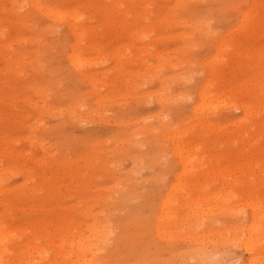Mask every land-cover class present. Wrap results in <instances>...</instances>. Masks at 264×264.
Returning <instances> with one entry per match:
<instances>
[{"label": "rangeland", "instance_id": "1", "mask_svg": "<svg viewBox=\"0 0 264 264\" xmlns=\"http://www.w3.org/2000/svg\"><path fill=\"white\" fill-rule=\"evenodd\" d=\"M250 3L0 0V264H75L94 218L111 231L99 264H264V0ZM248 225L263 243L247 251Z\"/></svg>", "mask_w": 264, "mask_h": 264}, {"label": "bare ground", "instance_id": "2", "mask_svg": "<svg viewBox=\"0 0 264 264\" xmlns=\"http://www.w3.org/2000/svg\"><path fill=\"white\" fill-rule=\"evenodd\" d=\"M176 1L179 2V1H181V0H176ZM249 1H250L251 3H254V4H255V0H252V1L249 0ZM256 1H257V0H256ZM258 2H259V0H258ZM13 3H14V2H13ZM251 3H250V5H251ZM255 5H256V4H255ZM248 8H249V7H248ZM248 8H247V9H248ZM46 9H48V8H45V10H46ZM247 9H246L245 11H250V10H247ZM249 9H251V8H249ZM255 9H256V8H255ZM49 11H50V9H49ZM53 11H54V10H53ZM57 11H58V10H56V14L59 15V13H58ZM245 11L242 12V14H245ZM251 11H252V10H251ZM253 11H254V10H253ZM255 11H256L255 14L253 13L254 15H252V16H255V17H253V18H254V24H253V29H252V30H256V29H257V27H258L257 24L259 23L260 19L263 18V16H264L263 13H260V8H258V10L256 9ZM51 13H52V12H50V14H48V13L46 12V14H48V15H51ZM248 13H250V12H248ZM52 14H54V13H52ZM64 14L66 15V13H64ZM64 14H63V16H64ZM242 14H241V16H242ZM251 14H252V13H250L249 15H251ZM56 16H57V15H56ZM59 16H60V15H59ZM63 16H62V17H63ZM76 16H77V15H76ZM241 16H240V17H241ZM243 16H244V15H243ZM47 17H48V18H51V17H49V16H47ZM53 17H54V16H53ZM57 17H58V16H57ZM62 17H60V20H61ZM72 17H74V15H73ZM245 17H246V16H245ZM248 17H249V19L251 18L250 16H248ZM55 18H56V17H55ZM55 18H52V19H55ZM58 18H59V17H58ZM66 18H67V17H66ZM70 18H71V16H70ZM74 18H75V17H74ZM243 18H244V17H243ZM56 19H57V18H56ZM76 19H78V18H76ZM76 19H73V20L76 21ZM247 19H248V18H247ZM249 19H248V20H249ZM79 20H80V19H79ZM55 21H56V20H55ZM239 21H240V22H243V21H242V18H241V20H239ZM251 21H252V19H251ZM52 22H53V21H52ZM238 24H240V23H238ZM243 24H245V23H243ZM70 25H71V24H70ZM237 26H238V25H237ZM238 28H240L239 30L242 29V28L239 27V26H238ZM237 30H238V29H237ZM242 30H243V29H242ZM216 53H217V52H216ZM73 56H74V55H73ZM73 58L77 59L76 57H73ZM222 60H223V59H222ZM75 61H77V60H75ZM80 61H81V60H79V63H78L79 65H80V63H81ZM85 61H86V60H85ZM209 61H210V60H209ZM211 61H212V60H211ZM211 61H210V62H211ZM70 62H73L72 58H71V61H70ZM77 62H78V61H77ZM212 62H213V61H212ZM82 63H83V62H82ZM75 64H76V62H74L73 65H75ZM85 64H86V63H85ZM90 64H91V63H90ZM70 65H72V63H71ZM87 65H88V64H87ZM89 66H90V65H89ZM73 67H74V66H73ZM85 67H86V66H85ZM215 67H216V65H215ZM74 68H75V67H74ZM76 68H77V67H76ZM79 68H80V67H79ZM83 68H84V67H83ZM261 75H262V74H261ZM261 75H260V72H259V76H261ZM261 77L263 78L264 76H261ZM255 79H256V78H255ZM259 79H260V77H259ZM255 82H256V81H255ZM262 82H263V80H262ZM257 83H258V82H257ZM257 83H255V84L257 85ZM255 84H253V85L255 86ZM259 84H260V82H259ZM259 84H258V85H259ZM262 84H264V82H263ZM210 85H211V84H210ZM238 86H239V85H238ZM244 86H245V85H244ZM259 86H260V85H259ZM259 86H258V88H260ZM262 86H263V85H262ZM262 86H261V87H262ZM240 87H241V86H240ZM263 87H264V86H263ZM236 88H237V87H236ZM260 89H261V88H260ZM262 89H263V88H262ZM234 90H235V89H234ZM236 90H237V89H236ZM258 90H259V89H258ZM225 91H226V90H225ZM228 91H229V90H228ZM232 91H233V90H232ZM238 91H239V92H238ZM240 91H241L240 89L237 90V92H238L239 94H240ZM259 91H260V90H259ZM205 93H206V92H205ZM205 93H204V95H206ZM207 93H208V91H207ZM229 93H230V92H229ZM244 93H245V92H244ZM248 93H249V92H248ZM260 93H261V92H260ZM202 94H203V93H202ZM223 94H224V97L227 96V94H226V95H225V93H223ZM223 94H222V95H223ZM233 94H235V93H233ZM235 95H236V94H235ZM246 95H247V94H246ZM206 96H209V95H206ZM202 97H203V96H202ZM204 97H205V96H204ZM204 97H203V99H205ZM227 97H228V96H227ZM229 97H230V96H229ZM170 98H171V97H170ZM208 98H209V97H208ZM220 98H221V97H220ZM263 98H264V97H263ZM203 99H202V100H203ZM202 100H200V102H202ZM206 100H207V98H206ZM160 101H161V100H160ZM203 103L205 104L206 101H203ZM203 103H200V104H199V108L203 109L204 106L207 105V103H206V105H204L203 108H202ZM208 103H209L210 106H212V105L215 106V105H216V104H213L212 101H210V102H208ZM216 103L218 104L217 101H216ZM222 103H223V102H222ZM222 103H220V106H221V107H222V105L224 104V103H223V104H222ZM211 104H212V105H211ZM221 104H222V105H221ZM254 104H255V103H254ZM218 105H219V104H218ZM225 105L228 106V104H225ZM247 105H248V103L246 104V106H247ZM249 105H250V104H249ZM207 106H208V105H207ZM214 106H212V108H213ZM227 106H226V107H227ZM263 106H264V105H263ZM216 107H217V105H216ZM218 107H219V106H218ZM255 107H256V106H255ZM197 108H198V107H197ZM210 108H211V107H210ZM239 108H242L243 115H244V113H245L246 116H247V113L249 112V111H247V108H246L245 106H243V105H241ZM256 108H257V107H256ZM258 108H259V107H258ZM193 109H194V108H193ZM195 109H196V108H195ZM207 109H208V107H207ZM214 109H216V108H214ZM253 109H254V108H253ZM263 109H264V107H263ZM263 109H261V110H263ZM197 110H198V109H197ZM199 110H200V109H199ZM199 110H198V111H199ZM248 110H250V109H248ZM193 111H194V113H195L196 110H193ZM198 111H197V113H198ZM199 112H200V111H199ZM255 112H257V111H255ZM208 113H209V112H208ZM249 113H251V110H250ZM205 114H207V113H205ZM251 114H252V113H251ZM251 114H249V116H250ZM263 114H264V113H263ZM243 115H242V116H243ZM263 116H264V115H263ZM243 117H244V116H243ZM257 117H258V116H257ZM245 118H246V117H245ZM262 118H263V117H262ZM246 121H247V119H246ZM246 121H245V122H246ZM254 123H255V122H254ZM237 124H238V123H237ZM237 124H236V125H237ZM250 124H251V123H250ZM250 124H249V125H250ZM202 125H203V124H201V126H202ZM240 125H241V124H240ZM261 125L264 126L263 124H261ZM199 126H200V125H199ZM201 126H200V127H201ZM204 126H205V127H204ZM204 126H203L204 128L207 127L206 124H205ZM238 126H239V125H238ZM245 126H246V125H245ZM250 126H251V125H250ZM187 127H188V126H187ZM189 127H190V126H189ZM184 128H185V127H184ZM197 128L199 129V127H197ZM208 128H209V127H208ZM208 128H207V129H208ZM253 128H254V127H253ZM253 128H251V129H253ZM182 129H183V128H182ZM182 129L180 128V130H182ZM191 129H192V128H191ZM209 129H210V128H209ZM209 129H208V131H209ZM222 129H223V128H222ZM234 129H235V128H234ZM176 130H177V129H176ZM178 130H179V129H178ZM180 130H179V131H180ZM184 130H185V129H184ZM202 130H203V129H202ZM186 131H189V130L187 129ZM210 131H211V130H210ZM219 131H221V129H220ZM175 132H176V131H175ZM250 132H251V130H250ZM182 133H183V131H182ZM185 133H186V132H185ZM206 133H207V132H206ZM179 134H180V133H178V135H179ZM215 134H216V133H215ZM244 134H246V133H244ZM244 134H243V135H244ZM173 135H174V134H173ZM259 135H260V133H259ZM174 136H175V135H174ZM180 136H181V135H180ZM180 136H179V137H180ZM168 137H169V136H168ZM176 137H178V136H176ZM247 137H248V136H247ZM247 137H246V138H247ZM260 138H261V136H260ZM170 139H171V141H172L173 138L170 137ZM176 139H177V138H176ZM176 139H175V140H176ZM245 141H246V140H245ZM176 142H177V141H176ZM171 143H172V142H171ZM174 144H175V141H174ZM245 144H246V143H245ZM248 144H249V143H248ZM256 144H257V143H256ZM172 145H173V144H172ZM177 145H178V144H176V147H177ZM252 145H253V143H252ZM192 146L194 147V145H192ZM192 146H190V147H192ZM242 146H243V145H242ZM245 146H246V145H245ZM173 147H174V146H173ZM240 148H241V147H240ZM246 148H247V147H246ZM246 148H245V149H246ZM172 149H173V148H172ZM172 149H171V150H172ZM174 149L176 150V148H174ZM179 149H180V148H179ZM179 149H177V151H178ZM186 149H188V148H186ZM193 149H194V148H193ZM195 149H196V148H195ZM195 149H194V150H195ZM175 150H173V151L175 152ZM188 150H189V149H188ZM188 150H187V151H188ZM190 150H191V149H190ZM190 150H189V151H190ZM177 151H176V153H177ZM179 151H180V150H179ZM187 151H186V153H187ZM189 151H188V152H189ZM171 152H172V151H171ZM181 152H182V151H181ZM181 152H180V153H181ZM190 152H192V150H191ZM184 154H185V153H184ZM184 154H183V155H184ZM189 154H190V153H189ZM193 154H194V153H193ZM196 154H197V153H195V155H196ZM253 154H254V153H253ZM173 155L176 156V155H180V154H173ZM185 155H186V154H185ZM185 155H184V156H185ZM191 155H192V153L190 154V157H189V155H187V157H189V158H187V159H189V160H187V161H185L186 159L184 160L185 157L183 158V160H184L185 163H187L188 161H190V158L192 157ZM195 155H194L192 158H194ZM181 156H182V155H181ZM177 157H178V156H176V158H177ZM228 157H229V156H228ZM228 157H227V158H228ZM246 157H248V156H246ZM178 158H179V157H178ZM178 158H177V159H178ZM195 158H196L195 160H192V159H191V160H192L193 162H195V163H199V162H200V160H199L200 157H199L198 159H197V157H195ZM202 158H203V157H202ZM203 159H204V158H203ZM232 159H233V158H232ZM246 159H249V157L246 158ZM263 159H264V158H263ZM179 160H180V163H182V161H183L182 158H180ZM181 160H182V161H181ZM197 160H199V162H198ZM209 160H210V159H209ZM209 160H206V162H208ZM213 160H214V159H213ZM250 160H251V158H250ZM250 160H247V161H250ZM196 161H197V162H196ZM201 161H202V159H201ZM204 161H205V160H204ZM223 161H224V160H223ZM184 162H183V163H184ZM193 162H190V165H193V164H194ZM225 162H226V161H225ZM233 162H234V161H233ZM191 163H193V164H191ZM231 163H232V162H231ZM251 163H252V162H251ZM188 164H189V162L187 163V165H188ZM199 164H200V163H199ZM202 164H203V163L201 162V165H202ZM204 164H205V163H204ZM207 164H210V163H207ZM214 164H215V163H214ZM249 164H250V163H249ZM252 164H253V163H252ZM184 165H185V164H183V166H184ZM190 165H189V167H190ZM254 165H255V164H254ZM254 165H253V167H254ZM257 165H258V162H257ZM193 166H195V165H193ZM240 166H241V165H240ZM246 166H247V164H246ZM248 166H249V165H248ZM237 167H238V166H236V168H237ZM241 167H243V165H242ZM241 167H239V168H241ZM191 168H192V167H191ZM202 168H203V167H202ZM234 168H235V167H234ZM243 168H244V167H243ZM249 168H250V167H249ZM249 168H248V169H249ZM183 169H184V168H183ZM185 169H186V166H185ZM192 169H193V168H192ZM197 169H198V168H197ZM245 169H246V167H245ZM253 169H254V168H253ZM257 169H258V168H257ZM261 169H262V168H261ZM186 170H187V169H186ZM250 170H251V169H250ZM187 171L189 172V170H187ZM259 171H260V170H259ZM192 172H193V171H192ZM238 172H239V171H238ZM250 172L252 173V171H250ZM253 172H254V171H253ZM256 172H258V171L256 170ZM263 172H264V171H263ZM263 172H262V173H263ZM1 173H3V172H1ZM189 173H190V172H189ZM240 173H241V171H240ZM244 173H245V172H244ZM16 174H17V173H16ZM183 174H184V173H183ZM217 174H218V173H217ZM217 174H215L214 176H216ZM260 174H261V173H260ZM185 175H186V174H185ZM194 175H195V174H194ZM206 175H207V174H206ZM229 175H230V174H229ZM239 175H240V174H239ZM245 175H246V174H245ZM261 175H262V174H261ZM210 176H211V175H210ZM212 176H213V175H212ZM218 176H220V175H218ZM230 176L232 177V174H231ZM233 176H234V175H233ZM254 176H255V175H254ZM256 176H257V174H256ZM183 177H184V176H183ZM195 177H196V175H195ZM207 177H208V176H207ZM224 177H225V176H224ZM227 177H228V176H227ZM246 177H247V176H246ZM246 177H245V178H246ZM190 178H191V177H190ZM199 178H200V177H199ZM205 178H206V177H204V179H205ZM232 178H233V177H232ZM238 178H239V177H238ZM238 178H236V179H238ZM248 178L250 179V174H249V177H248ZM253 178H255V177H253ZM253 178H251V179H253ZM256 178H257V177H256ZM183 179H184V178H183ZM214 179H215V178H214ZM224 179H226V178H224ZM257 179H258V178H257ZM260 179H261V178H260ZM178 180H179V179H178ZM233 180H234V179H233ZM182 181H183V180H182ZM246 181H247V180H246ZM252 181H253V180H252ZM252 181H251V185L253 184ZM194 182H195V181H194ZM227 182H228V181H227ZM233 182H234V181H233ZM239 182H240V181H239ZM239 182H238V184H240ZM208 183H209V182H208ZM208 183H207V184H208ZM228 183H230V181H229ZM257 183H258V182H257ZM257 183H256V184H257ZM261 183H262V182H261ZM225 184L228 185L227 183H225ZM234 184H236V182H234ZM238 184H237V185H238ZM176 185H177V184L175 183V186H176ZM193 185H194V183H193ZM195 185L197 186V184H195ZM263 185H264V183H263ZM172 186H173V185H172ZM229 186H231V185L229 184ZM173 187H174V186H173ZM173 187H171V189H170V188H169V189L173 191V189H175V188H173ZM177 187H179V186H177ZM177 187H176V188H177ZM199 187H200V186H199ZM172 188H173V189H172ZM190 188H191V187H190ZM178 189H179V188H178ZM183 189H184V188H183ZM199 189H200V188H199ZM199 189H198V190H199ZM263 189H264V187H263ZM263 189H262V190H263ZM185 190H186V189H185ZM190 190H191V189H190ZM190 190H189V191H190ZM193 190H194V189H193ZM239 190H240V189H239ZM253 190H254V189H253ZM253 190H252V191H253ZM255 190H256V189H255ZM175 191H177V189H176ZM175 191H174V192H175ZM194 191H196V190H194ZM248 191H249V190H248ZM256 191H257V190H256ZM174 192H173V193H174ZM198 192H199V191H198ZM169 193H170V191H169ZM183 193H184V192H183ZM193 193H194V192H193ZM196 193H197V192H196ZM243 193H245V192H243ZM123 194H124V193H123ZM186 194H187V193H186ZM186 194H185V195H186ZM188 194L190 195V194H192V192H191V193H188ZM188 194H187V195H188ZM197 194H198V193H197ZM199 194H200V193H199ZM246 194H247V192H246ZM262 194H263V193H262ZM192 195H194V194H192ZM195 195H196V194H195ZM200 195H201V194H200ZM249 195H250V194H249ZM251 195H253V194L251 193ZM201 196L204 197L203 195H201ZM192 197H193V196H191V198H192ZM202 197H201V198L198 197V198L202 199V201H208V199H207V200H203L204 198H202ZM255 197H256V196H255ZM255 197H254V198H255ZM167 198L169 199V195H168V197H166V199H167ZM175 198H176V197H175ZM191 198H190V199H191ZM195 198H197V197H195ZM195 198H194V199H195ZM183 199H184V198H183ZM192 199H193V198H192ZM170 200H171V199H170ZM170 200H168L167 202L169 203ZM172 200H173V199H172ZM196 200H197V199H196ZM77 201H78V200H77ZM187 201H188V200H187ZM189 201H190V200H189ZM191 201H192V200H191ZM199 201H200V200H199ZM256 201H257V200H256ZM167 202H166V203H167ZM183 202H184V201H183ZM193 202H194V201H193ZM196 202H197V201H195V203H196ZM221 202H222V201H221ZM221 202H220V203H221ZM250 202L252 203V200H250ZM250 202H248L247 204H249ZM253 202H255V201H253ZM83 203H84V201H83ZM164 203H165V201H164ZM164 203H163V204H164ZM166 203H165V204H166ZM168 203H167V204H168ZM170 203H171V202H170ZM170 203H169V204H170ZM173 203H174V202H173ZM173 203H172V204H173ZM181 203H182V202H181ZM184 203H185V202H184ZM198 203H199V202H198ZM200 203H201V202H200ZM206 203H207V202H206ZM217 203H218V202H217ZM256 203H257V202H256ZM256 203H255V205H256ZM165 204H164V205H165ZM167 204H166V205H167ZM187 204H189V202H188ZM187 204H186V205H187ZM190 204H191V202H190ZM192 204H193V203H192ZM192 204H191V205H192ZM201 204H202V203H201ZM204 204H205V203H204ZM204 204H203V205H204ZM223 204H224V203H223ZM247 204H246V205H247ZM253 204H254V203H253ZM105 205H106V203H105ZM173 205H175V203H174ZM173 205H172V206H173ZM181 205H182V204H181ZM225 205H226V202H225ZM225 205H224V207H221V206H220V207L222 208L223 212L225 213V216L227 215V217H225V218H228V217H231V218H232V217H235L236 214L238 215V213L235 212L237 208H236L235 210H232V209H234L233 207H232V209H231V206L229 207V206H227V205L225 206ZM251 205H252V204H251ZM167 206H168V205H167ZM167 206H166V207H167ZM172 206H171V207H172ZM178 206H179V205H178ZM189 206H190V205H189ZM198 206H199V205H198ZM222 206H223V205H222ZM249 206H250V205H247V208H249ZM252 206H253V205H252ZM259 206L261 207V205H259ZM161 207H162V206H161ZM161 207H159L160 210H162L163 208H165V207H163V208H161ZM194 207H195V206H194ZM199 207H200V206H199ZM199 207H198V209H199ZM206 207H207V206H206ZM250 207H251V206H250ZM79 208H80V207H79ZM90 208H91V207H90ZM167 208H168V207H167ZM195 208H196V207H195ZM200 208H202V207H200ZM203 208H204V207H203ZM211 208H212V207H211ZM257 208H258V207H257ZM165 209H166V208H165ZM205 209L208 210V207L205 208ZM205 209H204V210H205ZM218 209H219V208H218ZM245 209H246V208H245ZM249 209H250V208H249ZM4 210H6V209H4ZM167 210H168V209H166V211H167ZM170 210H171V209H170ZM170 210H169V211H170ZM196 210H197V209H196ZM199 210H200V209H199ZM199 210H198V211H199ZM171 211H172V210H171ZM202 211H203V210H202ZM205 211H206V210H205ZM214 211L216 212V210H214ZM219 211H221V209H220ZM250 211H251V213H249V214H250V216H249V217H250V221H249V223H250V224H251V223H254V225H255V223H260V222H261V217H260L259 215H261V214L258 215V212H257L258 209H257V211H256L255 207L253 206V208L251 207ZM5 212H6V211H5ZM79 212H80V211H79ZM83 212H84V210H83ZM158 212H160V211L158 210ZM161 212H163V210H162ZM194 212H196V211H194ZM209 212L211 213V210H210ZM217 212H218V211H217ZM221 212H222V211H221ZM221 212H220V213H221ZM223 212H222V213H223ZM260 212H261V211H260ZM84 213H85V212H84ZM88 213H89V212H88ZM88 213H86L87 216H88ZM192 213H193V212H192ZM202 213H203V212H202ZM207 213H208V211H207ZM207 213L204 212L203 214H207ZM222 213H221V214H222ZM162 214H163V216L165 215L164 212H163ZM162 214H159V213H158V216L160 215V218H159V219H161V215H162ZM189 214H190V212L188 213V215H189ZM199 214H200V213H199ZM239 214H240V213H239ZM262 214H263V213H262ZM167 215H168V214H167ZM169 215H170V214H169ZM195 215L197 216V214H194V216H195ZM213 215H214V214H213ZM218 215H219V214H218ZM0 216H1V215H0ZM83 216H85V215H82V217H83ZM92 216H93V215H92ZM92 216H91L90 218L93 219ZM158 216H157V217H158ZM200 216H201V215H200ZM200 216H199V217H200ZM238 216H239V215H238ZM261 216H263V215H261ZM170 217H171V216H170ZM206 217H207V216H206ZM209 217L212 218L213 216H208L207 218H209ZM222 217H224V216H222ZM90 218H89V219H90ZM167 218H168V217H167ZM167 218H166V219H167ZM190 218H191V217H190ZM195 218H198V217H195ZM195 218H193V219H195ZM204 218H205V217H204ZM10 219H11V218H10ZM159 219H157V220H159ZM188 219H189V218H188ZM188 219H187V220H188ZM262 219H264V218H262ZM0 220H1V219H0ZM8 220H9V219H8ZM80 220H81V219H80ZM162 220H163V219H162ZM167 220H168V219H167ZM198 220H199V219H198ZM4 221H6V220H4ZM159 221H160V220H159ZM159 221H158V222H159ZM169 221H171L170 218H169ZM177 221H178V220H177ZM188 221H189V220H188ZM263 221H264V220H263ZM263 221H262V222H263ZM6 222H7V221H6ZM6 222H5V223H6ZM8 222H10V221H8ZM11 222H12V221H11ZM11 222H10V223H11ZM156 222H157V221H156ZM158 222H157V224H158ZM164 222H165V219H164ZM13 223H14V222H13ZM13 223H12V224H13ZM55 223H57V221L54 222V224H55ZM101 223H104V222H102V221H101V222H98L97 220L95 221V218H94L93 221L91 222L90 226L88 225V226H89V227H88V234H87L86 236H84L83 239H82V237H78V236H77V238L75 237V238H76L75 240H73L72 242L70 241V242L73 243V245H74V251H75V252H73V253H75V254H74V255H75V258H74V259H75V261H76L77 263H79V264H90V263H91L90 261L93 259V257H94V255L96 254L97 250H98L100 247H102L103 245H107L106 242L108 241V236H109L108 234H109L111 231H110V229H109L107 226H102ZM105 223H106V222H105ZM159 223H161V222H159ZM166 223H167V222H166ZM176 223H177V222H176ZM188 223H189V222H187V224H188ZM3 224H4V222H3ZM6 224H7V223H6ZM84 224H85V223H84ZM87 224H88V223H87ZM180 224H181V223H180ZM159 225H160V224H159ZM257 225H258V224H257ZM257 225H256V226H257ZM263 225H264V224H263ZM1 226H2V225H1ZM1 226H0V227H1ZM5 226H7V225H5ZM167 226H168V224H167ZM252 226H253V225H252ZM252 226L248 225V227H250V228H249L250 232L248 233L247 238H246L245 240H241V241H239L240 244L243 245L244 250H247V251H248V249H250V248L253 247L252 244H250V243H252L251 241H254V242L257 241V243H258V242H259V243H263V242H261V237H260V238H256V237H258V236H257L258 234L253 233V231H255L259 226H258L257 228H255V230H254V229H251V228H253ZM256 226H255V227H256ZM160 227H161V225H160ZM8 228H10V226H8ZM260 228H261V227H260ZM66 229H67V227L64 228V231H66ZM68 229H69V228H68ZM161 229H162V228H161ZM161 229H160V230H161ZM166 229H167V228H166ZM3 230H4V228H3ZM3 230H2V232H3ZM53 230H54V229H53ZM56 230H57V229H56ZM160 230L157 229L156 231L161 232V231L163 230L162 233H163V234L166 233V232H164V229H162L161 231H160ZM245 230H247V229H245ZM251 230H253V231H251ZM261 230H262V229H261ZM5 231H7V230H5ZM9 231H10V230H9ZM13 231H14V229H13ZM13 231H11V232L13 233ZM16 231H18V230H16ZM22 231H23V230H22ZM26 231H27V230H26ZM45 231H46V230H44V232H43V231H42V232L45 233ZM72 231H73V230H72ZM2 232H0V233H2ZM27 232H28V231H27ZM33 232H34V231H33ZM42 232H41V233H42ZM47 232H48V231H47ZM47 232H46L45 234H47ZM56 232H57V231H55V233H56ZM61 232H62V231H61ZM242 232H244V231H242ZM4 233H6V232H4ZM8 233H9V232H8ZM20 233H21V231H20ZM20 233H19V234H20ZM24 233H25V232H24ZM28 233H29V232H28ZM48 233H49V232H48ZM51 233H52V232H51ZM55 233H54V234H55ZM69 233H71V231L68 232V234H69ZM162 233H161V234H162ZM21 234H22V233H21ZM21 234H20V235H21ZM29 234H30V233H29ZM29 234H28V235H29ZM39 234H40V233H39ZM39 234H38V236H39ZM58 234H59V232H58ZM61 234H62V233H61ZM63 234H64V233H63ZM163 234H162V235H163ZM239 234H240V233H239ZM254 234H255V235H254ZM6 235H11V234H6ZM6 235H5V236H6ZM14 235H15V234H13L12 236H14ZM20 235H19V236H20ZM35 235H36V233H35ZM71 235H72V234H71ZM168 235H169V234H168ZM237 235H238V234H237ZM259 235H260V234H259ZM1 236H2V235H1ZM1 236H0V238H1ZM3 236H4V235H3ZM5 236H4V237H5ZM21 236H22V237H25V234H24V235H21ZM43 236H45V235H43ZM43 236H42V237H43ZM49 236H50V235H49ZM60 236H61V235H60ZM62 236H63V235H62ZM65 236H66V235H65ZM170 236H171V235H169V237H170ZM222 236L224 237V235H222ZM228 236H229V235H228ZM232 236H233V235H232ZM232 236H231V237H232ZM235 236H236V235H235ZM238 236H240V235H238ZM243 236H244V235H243ZM254 236H255V238H254ZM6 237H8V236H6ZM16 237H17V236H16ZM40 237H41V236H40ZM46 237L49 238L48 235H47ZM63 237H64V236H63ZM127 237H128V236H127ZM220 237H221V234H220ZM225 237H226V236H225ZM33 238H36V236H35V237L33 236ZM33 238H31V239H33ZM44 238H45V237H44ZM57 238H58V237H57ZM227 238H228V237H227ZM227 238H226V239H227ZM232 238H233V237H232ZM232 238H231V240H232ZM236 238H237V237H236ZM238 238H239V237H238ZM243 238H244V237H243ZM251 238H252V240H251ZM6 239H7V238H6ZM37 239H38V238H37ZM58 239H59V238H58ZM64 239H65V238H64ZM221 239H222V238H221ZM221 239L219 238V240H221ZM226 239H225V241H227ZM240 239H241V238H240ZM2 240H3V238H2ZM2 240L0 239V248H1V245H2V249H0V252L3 253V251L6 250L7 248H6V247H5L6 249L3 248L4 245H3V242H1ZM12 240H13V239H12ZM46 240H47V239H46ZM62 240H63V239H62ZM65 240H67V237H66ZM69 240H70V239H69ZM233 240H234V239H233ZM235 240H236V239H235ZM238 240H239V239H238ZM259 240H260V241H259ZM14 241H16V240H14ZM22 241H23V240H22ZM28 241H29V240H28ZM35 241H36V240H35ZM50 241H51V240H50ZM52 241H53V240H52ZM56 241H57V240H56ZM109 241H110V240H109ZM109 241H108V242H109ZM222 241H224V239H222ZM225 241H224V242H225ZM7 242L9 243V241H7ZM16 242H18V241H16ZM68 242H69V241H68ZM195 242H196V240H195ZM217 242H218V241H217ZM227 242H230V241H227ZM227 242H225V243H227ZM237 242H238V241H237ZM12 243H13V241H12ZM27 243H29V242H27ZM39 243H40V242H39ZM39 243H38V244H39ZM44 243H46V242H44ZM59 243H60V241H58L57 244H59ZM63 243H64V242H63ZM214 243H215V242H214ZM235 243H236V242H235ZM36 244H37V243H36ZM48 244H49V243H48ZM48 244H46V245H48ZM50 244L52 245L53 243L50 242ZM55 244H56V243H55ZM55 244H53V245H55ZM57 244H56V245H57ZM61 244H62V242H61ZM199 244H200V243H199ZM220 244H221V243H220ZM230 244L234 245V242H231ZM230 244H229V245H230ZM263 244H264V243H263ZM263 244H262V245H263ZM6 245H7V244H6ZM12 245H13V244H12ZM19 245H20V244H19ZM24 245H26V244H24ZM29 245H32V244L29 243ZM29 245H28V246H29ZM51 245H50V247H51ZM63 245H64V244H63ZM196 245H197V244H195V246H196ZM217 245H218V244H217ZM258 245H259V244H258ZM33 246H34V245H33ZM39 246H41V245H39ZM44 246H45V245H44ZM197 246H198V245H197ZM201 246H202V245H201ZM201 246H200V247H201ZM250 246H251V247H250ZM255 246H256V245H255ZM255 246H254V247H255ZM14 247H15V246H14ZM30 247H31V246H30ZM35 247L38 248V246H35ZM35 247H34V249H35ZM41 247H43V246H41ZM46 247H47V246H46ZM50 247H49V248H50ZM53 247H54V246H53ZM59 247L61 248L62 246H60V244H59ZM230 247H231V245H230ZM241 247H242V246H241ZM258 247H259V246H258ZM15 248H16V247H15ZM28 248H29V247H28ZM39 248H40V247H39ZM39 248H38V249H39ZM62 248H63V247H62ZM64 248H65V251H66V250H69V249H66V247H64ZM203 248H205V247H203ZM226 248H227V247H226ZM10 249H11V248H10ZM30 249L32 250V247L29 248V250H30ZM38 249H37V250H38ZM47 249H48V248H47ZM57 249H58V248H57ZM195 249H197V248H195ZM201 249H202V248H201ZM254 249H255V248H254ZM257 249H258V248H257ZM259 249H260V248H259ZM7 250H8V249H7ZM14 250H15V249H14ZM31 250H30V251H31ZM39 250H40V249H39ZM51 250H52V249H51ZM59 250H60V249H59ZM61 250H62V249H61ZM61 250H60V251H61ZM252 250H253V249H252ZM30 251H29V252H30ZM42 251H43V250H42ZM70 251H72V250H70ZM202 251H203V250H202ZM254 251H255V250H254ZM261 251H262V250H261ZM14 252H15V251H14ZM26 252H27V251H26ZM31 252H34V251H31ZM36 252H37V251H36ZM39 252H40V251H39ZM45 252H46V251H45ZM54 252H55V251H54ZM56 252H58V251H56ZM66 252H67V251H66ZM196 252L199 253L200 250H198V251H196ZM196 252H195V253H196ZM252 252H253V251H251V253H252ZM263 252H264V250H263ZM12 253H13V252H12ZM17 253H18V252H17ZM52 253H53V252H52ZM58 253H59V252H58ZM58 253H57V255H60V253H59V254H58ZM73 253H72V254H73ZM193 253H194V252H193ZM193 253H192V254H193ZM200 253H201V252H200ZM7 254H8V253H7ZM21 254H22V253H21ZM32 254H33V253H32ZM38 254H39V253H38ZM48 254H49V253H48ZM54 254H55V253H54ZM67 254L69 255V252H68ZM255 254H256V253H255ZM0 255H1V254H0ZM10 255H11V254H10ZM10 255H9V256H10ZM12 255H13V254H12ZM12 255H11V256H12ZM30 255H31V254H30ZM30 255L28 254V256H30ZM43 255H44V254H43ZM68 255H67V256H68ZM196 255L198 256V254H196ZM6 256H7V255H6ZM9 256H7V257H9ZM19 256H20V255H19ZM26 256H27V255H26ZM28 256H27V257H28ZM32 256H33V255H32ZM32 256H30L29 260L31 259ZM35 256H36V253H35ZM44 256H45V255H44ZM52 256H53V255H52ZM63 256H66V255H63ZM67 256H66V257H67ZM96 256H97V255H96ZM96 256H95V257H96ZM260 256H261V255H260ZM42 257H43V256H42ZM42 257H40L39 259H41ZM12 258H13V257H12ZM21 258H22V257H21ZM33 258H34V257H33ZM45 258H47V257H45ZM49 258H50V257H49ZM3 259H4V258H3ZM3 259H2V262L4 263ZM8 259H9V258H8ZM18 259H19V258H18ZM35 259H36V258H35ZM35 259H34V260H35ZM50 259H51V258H50ZM57 259H58V258H57ZM60 259H61V260H64V259H62V258H60ZM66 259L68 260V258H66ZM66 259H65V260H66ZM69 259H71L70 256H69ZM74 259H72V260L74 261ZM94 259H95V258H94ZM255 259H256V258H255ZM258 259H259V258H258ZM260 259H261V258H260ZM14 260H15V259H14ZM26 260H27V259H26ZM26 260H22V261H26ZM31 260H32V259H31ZM31 260H30V262H28V260H27V263H30V264H31V262L33 261V260H32V261H31ZM41 260H42V259H41ZM43 260H44V259H43ZM61 260H60V261H61ZM261 260H262V259H261ZM15 261H16V260H15ZM15 261H14V264H15ZM19 261H20V260H19ZM19 261H18V262H19ZM92 261L94 262V260H92ZM258 261H259V260H258ZM5 262H6V260H5ZM7 262H9V261H7ZM20 262H21V261H20ZM34 262H35V261H33L32 263H34ZM48 262H50V260H49ZM54 262H58V261L55 260ZM54 262H53L52 264H54ZM68 262H69V260H68ZM76 262H75V264H76ZM95 262H96V261H95ZM95 262H94V263H95ZM98 262H99V260H98ZM98 262H96V263H98ZM255 262H257V259H256ZM259 262H260V261H259ZM261 262H263V261H261ZM261 262H260V263H261ZM11 263H12V261H11ZM11 263H9V264H11ZM24 263H25V262H24ZM46 263H47V262H46ZM46 263H45V264H46ZM61 263H62V262H61ZM66 263H67V262H66ZM72 263H74V262H72ZM257 263H258V262H257ZM20 264H21V263H20ZM39 264H40V263H39ZM43 264H44V263H43ZM67 264H68V263H67ZM98 264H99V263H98ZM248 264H254V260L251 259V260L248 262ZM261 264H263V263H261Z\"/></svg>", "mask_w": 264, "mask_h": 264}]
</instances>
